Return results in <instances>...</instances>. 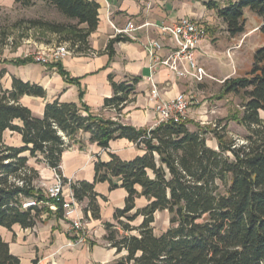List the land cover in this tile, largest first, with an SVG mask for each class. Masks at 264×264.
Segmentation results:
<instances>
[{"label":"trees","instance_id":"trees-1","mask_svg":"<svg viewBox=\"0 0 264 264\" xmlns=\"http://www.w3.org/2000/svg\"><path fill=\"white\" fill-rule=\"evenodd\" d=\"M38 2L64 21L28 20L31 28L55 36L57 44H67L74 55L91 52L89 38L99 22L97 0H14L23 9ZM203 5L215 12L231 38L244 32L245 9L261 20L258 30L264 35V0H228L223 6L209 0ZM126 41L116 36L108 42L109 62L113 46ZM1 63L32 62L25 57ZM48 67L73 82L60 62ZM5 75L0 68V79ZM108 81L113 94L104 100L102 110L120 115L140 80L116 83L109 76ZM223 84L227 93H242L246 98L240 124L248 136L236 145L213 131L217 149H212L206 145L207 131H191L185 122L136 129L94 114L84 104L58 99L46 103L41 117H35L20 100L24 96L44 99V89L12 77L10 88L0 90V228L32 229L47 210L22 209L25 200H45L36 186L39 173L29 166L34 160L60 176L77 203L86 202L87 220H100L99 200L106 201L94 192L97 184L126 192L123 208L114 211L112 222L103 224L102 240L116 255L123 254L112 264H264V47L255 52L247 78H228ZM7 131L20 136L21 146L4 142ZM81 134H88L89 142L101 149L125 139L143 153L129 161L113 154L108 162L97 159L92 182H68L60 170L62 154L78 143ZM139 199L146 204L137 208ZM56 206L57 217H62L60 204ZM164 211L169 226L156 236L154 215ZM137 220L140 223L134 225ZM0 264H21L1 235Z\"/></svg>","mask_w":264,"mask_h":264},{"label":"crops","instance_id":"crops-1","mask_svg":"<svg viewBox=\"0 0 264 264\" xmlns=\"http://www.w3.org/2000/svg\"><path fill=\"white\" fill-rule=\"evenodd\" d=\"M148 2L149 9H147ZM97 3L99 22L97 29L89 38L91 52L68 56L60 61L62 70L73 82L66 81L54 68H49V72H41L38 81L30 80L25 74V69L31 63L23 66L1 63L0 68H4L9 75L5 85L0 86V90L10 88L12 77L43 88L46 93L44 99L24 96L20 100V104L27 107L35 117H41L46 103L58 99L64 103L84 104L92 113L101 115L105 119L117 120L123 125L136 129H153L159 125V119L153 111V104L148 102L152 88V82H149L148 78L151 76L150 67L153 62L148 57L145 44L148 40H160L163 49L159 52V56L162 60L166 59L175 49V45L161 36L157 26L162 23H174L183 17L203 18L206 8L200 1L191 5L184 3V0H97ZM195 5L200 7L197 8ZM14 6H16L14 0H0L1 9H12ZM128 23H131L136 30L124 35L129 41L119 42L113 46L114 57L109 62L107 44L118 36L116 29H123ZM203 47V50H206L209 46L206 44ZM3 61L11 60L3 59L0 62ZM202 64L208 66V63L205 64L199 57L198 65ZM37 67L41 71L47 69L45 66L37 65ZM12 68H16V72L21 71L22 75L13 72ZM155 70L152 81L157 86L162 101H169L181 93L185 83L198 84L191 79L177 78L165 66L158 65ZM109 76H112L116 83L131 78L140 80L135 87L134 95L130 97L131 102L124 107L120 115H116L112 110H102L104 100L113 94L108 81ZM17 139L21 143L19 135ZM142 153L141 149H137L133 143L125 139L112 141L107 149H101L89 142L88 134H81L78 143L63 152L60 170L62 177L68 182H92L94 163L97 159L108 162L109 156L113 154L123 161H129ZM29 166L39 173L36 186L52 183L54 172L48 167L43 164ZM63 189L66 196L72 197L68 184H64ZM94 192L104 197L106 201L99 200L100 220L89 219L85 225L98 228L97 232L102 239L105 234L103 224L112 222L114 211L123 208L126 192L123 189L109 191L107 183L97 184ZM76 204L77 214L84 220L83 208L86 202H76ZM80 205H83L82 209ZM41 208L47 210L41 214L32 229L24 230L14 226L8 231L0 228V235L8 243L10 253L16 256L21 264H32L33 261H37L38 264H112L123 256V254L116 255L115 250L108 248L103 240L104 244L98 241L88 245L72 244L71 238L65 237L63 227L66 220L63 216L56 215L58 207L49 205Z\"/></svg>","mask_w":264,"mask_h":264},{"label":"rangeland","instance_id":"rangeland-1","mask_svg":"<svg viewBox=\"0 0 264 264\" xmlns=\"http://www.w3.org/2000/svg\"><path fill=\"white\" fill-rule=\"evenodd\" d=\"M196 1L203 2L209 0H184L186 4H194ZM220 6L227 4L228 0H212ZM198 7V5H195ZM205 16L201 22L206 28L205 39L201 42L199 49L194 54L196 63L199 57L204 63L201 67L209 78L202 83H185L184 93L192 101L188 115L183 120L190 130L205 129L206 145L215 148L217 141L213 131L222 133L226 140L233 141L236 145H241L248 136L247 130L240 124L243 113V106L246 101L242 93H227L223 82L230 78L232 80L247 78L253 65L255 52L264 47V35L258 30L261 20L248 9L244 10L245 27L244 32L234 38L228 36L222 21L215 12L206 9ZM43 19L46 21L63 22L64 19L54 10L46 7L43 3H36L35 6L23 9L18 5L12 9L0 8V61L3 59L14 60L16 58L29 57L31 64L25 69V74L30 80H39L41 72H49L47 69L41 71L35 62V57L41 52L42 46L57 44L56 37L50 34L31 28L27 24L28 20ZM209 47L203 50V46ZM203 47V48H202ZM229 53V54H228ZM16 72V68H12ZM9 70L11 68L9 67ZM22 75V72H16ZM8 73L0 80V86L5 85L8 80ZM4 142L7 145L21 146L17 135L12 132H5ZM36 164L34 160L29 161V165ZM40 166L39 164H36ZM48 186V185H45ZM37 188L43 191L44 186L37 184ZM43 193V192H42ZM146 202L143 199L136 201L137 208L143 207ZM83 208V205H80ZM84 223L88 221L84 218ZM67 223V224H66ZM137 220L134 225H138ZM169 226L168 212H157L154 215L152 224L153 233L158 236ZM65 237L72 239L69 223L65 222ZM92 229V230H91ZM98 228L86 226L85 243L102 242L99 237Z\"/></svg>","mask_w":264,"mask_h":264},{"label":"built area","instance_id":"built-area-1","mask_svg":"<svg viewBox=\"0 0 264 264\" xmlns=\"http://www.w3.org/2000/svg\"><path fill=\"white\" fill-rule=\"evenodd\" d=\"M150 8L149 2L147 9ZM202 18L192 19L183 17L171 24L162 23L157 26L159 33L163 38L169 39L175 49L164 60L159 56L163 45L160 40H148L145 49L148 57L153 62L150 67L151 76L148 78L152 82V88L148 95V102L153 104V111L158 116L159 123H180L188 115L192 101L184 93H179L169 101L160 100V94L157 86L153 84L152 76L156 73V66H165L170 73H173L179 79H191L196 83H202L204 79L209 78L204 69L196 63L194 54L200 51L199 46L205 39L206 28L201 22ZM151 26V24H145ZM136 28L128 23L123 29H116V35L124 36L135 31ZM229 54V53H228ZM74 55L68 49L67 44H53L42 46L41 52L34 58L35 62L43 66H48L60 62L68 56ZM44 201L28 199L22 203V209L41 208L46 206H56L60 204L63 218L69 223L70 232L73 237L71 243L81 245L85 243L86 225L82 218L77 214L78 206L73 197L64 194L63 182L60 176L54 173L52 183L43 188Z\"/></svg>","mask_w":264,"mask_h":264}]
</instances>
